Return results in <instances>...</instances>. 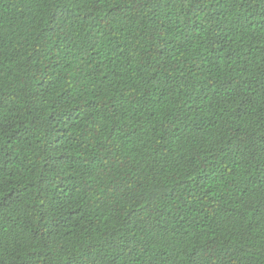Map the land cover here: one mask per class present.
I'll list each match as a JSON object with an SVG mask.
<instances>
[{
	"label": "trees",
	"instance_id": "obj_1",
	"mask_svg": "<svg viewBox=\"0 0 264 264\" xmlns=\"http://www.w3.org/2000/svg\"><path fill=\"white\" fill-rule=\"evenodd\" d=\"M0 264H264V0H0Z\"/></svg>",
	"mask_w": 264,
	"mask_h": 264
}]
</instances>
